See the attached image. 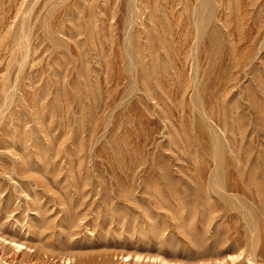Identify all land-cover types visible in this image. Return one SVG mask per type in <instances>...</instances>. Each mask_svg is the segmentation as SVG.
I'll use <instances>...</instances> for the list:
<instances>
[{
    "label": "rangeland",
    "instance_id": "1",
    "mask_svg": "<svg viewBox=\"0 0 264 264\" xmlns=\"http://www.w3.org/2000/svg\"><path fill=\"white\" fill-rule=\"evenodd\" d=\"M0 264H264V0H0Z\"/></svg>",
    "mask_w": 264,
    "mask_h": 264
}]
</instances>
